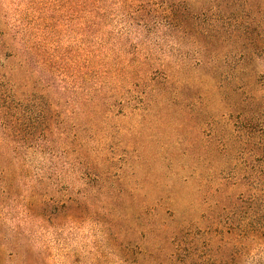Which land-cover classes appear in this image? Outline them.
Returning a JSON list of instances; mask_svg holds the SVG:
<instances>
[{
  "label": "trees",
  "instance_id": "16d2710c",
  "mask_svg": "<svg viewBox=\"0 0 264 264\" xmlns=\"http://www.w3.org/2000/svg\"><path fill=\"white\" fill-rule=\"evenodd\" d=\"M0 264H264V0H0Z\"/></svg>",
  "mask_w": 264,
  "mask_h": 264
}]
</instances>
